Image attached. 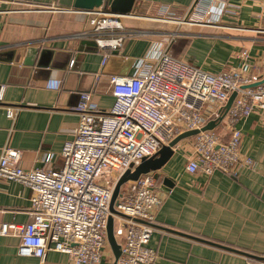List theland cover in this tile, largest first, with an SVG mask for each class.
I'll return each instance as SVG.
<instances>
[{"label": "crops", "instance_id": "crops-1", "mask_svg": "<svg viewBox=\"0 0 264 264\" xmlns=\"http://www.w3.org/2000/svg\"><path fill=\"white\" fill-rule=\"evenodd\" d=\"M196 1L136 0L130 15H110L121 27L96 30L92 19L103 16L78 10L75 0H0V157L10 146L22 150L25 168L42 167L49 153L53 167H62L81 93L90 92L98 109L109 110L115 101L110 76L132 75L135 61L159 41L170 42L175 57L213 73L248 60L251 76L263 79L264 0H203L206 7L200 9ZM219 4L225 11L213 16L211 6ZM101 9L111 12L96 10ZM120 37L122 45L112 48ZM31 46L37 51L29 64ZM7 107L18 110L15 119L7 116ZM236 127L242 131L240 151L256 160L255 169L243 167L237 176L190 173L193 138H187L156 171L163 203L150 241L158 254L155 264H246L249 256L264 258V110ZM31 197L23 183L0 179V220L28 223ZM20 242L17 234L0 235V264H74L53 249L44 260L22 256ZM108 253L98 264L114 263Z\"/></svg>", "mask_w": 264, "mask_h": 264}, {"label": "built area", "instance_id": "built-area-1", "mask_svg": "<svg viewBox=\"0 0 264 264\" xmlns=\"http://www.w3.org/2000/svg\"><path fill=\"white\" fill-rule=\"evenodd\" d=\"M202 3L197 0L194 7L205 8ZM211 11H216L213 16H221L225 8L219 4L211 6ZM87 12L103 16L92 19L96 30L121 27L111 12ZM122 43L123 38H117L111 47ZM242 57H247L246 51ZM107 59L105 56L103 66ZM250 70L251 64L245 60L229 70L205 71L175 57L170 42L159 41L135 61L132 75L110 76L115 101L109 110L98 109L90 92L81 93L78 124L74 137L62 149V167H53V154L49 153L42 167L25 168L22 150L4 147L0 179L28 186L32 205L31 220L24 225L0 220V235L17 234L22 256L44 260L53 249L67 254L74 264L100 263L118 178L187 130L200 129L188 137L193 138L186 165L190 173L210 176L222 171L237 176L243 167L255 169L256 160L240 151L242 131L236 127L240 119L264 110V83L243 87L261 80L251 76ZM235 91L237 96L225 113V104ZM17 112L6 108L9 118L15 119ZM213 120L217 122L213 129L202 130ZM162 203L156 171L122 186L115 208L125 216L114 214V232L121 249L116 264H155L158 254L150 241ZM253 259L246 264H264V260Z\"/></svg>", "mask_w": 264, "mask_h": 264}, {"label": "water", "instance_id": "water-1", "mask_svg": "<svg viewBox=\"0 0 264 264\" xmlns=\"http://www.w3.org/2000/svg\"><path fill=\"white\" fill-rule=\"evenodd\" d=\"M136 0H75L74 6L78 10H83V11H94L96 9H99L103 7L104 9H110L111 13H117V14H122V15H130V13L133 10V7L135 5ZM107 11V10H104ZM37 48L36 47H29L28 48V55H27V60L26 63L32 64V59L34 57V53H36ZM117 53V51H115ZM261 83H264V78L249 85H244L243 87H254L257 86ZM237 96V92H233L228 101L225 104V113L228 112L230 107L233 104L234 99ZM217 122L216 121H210L208 124H206L202 130H209L213 129L216 126ZM200 129H193V130H187L179 135H177L173 140L169 142V144L164 145L159 152L151 156L149 158L144 159L141 164H139L136 168L132 169L129 168L127 169L121 176L118 178L114 189L112 193V198L110 202V211L111 214L108 217V222H107V240L108 243L111 247V250L114 255V263L116 264L121 256V249H120V244L117 241V238L115 236L114 232V214L118 215H123L121 212H119L115 208V203L116 200L121 192L122 186L130 181L137 180L142 174L149 173L151 171H158L160 170L168 161L169 159L173 156L174 154V147L178 145L182 140L185 138L191 137L199 133ZM166 184H170L168 182V179L165 180ZM236 251V250H235ZM248 256V255H247ZM252 258H256L258 260H264L263 257H253L249 256Z\"/></svg>", "mask_w": 264, "mask_h": 264}, {"label": "rangeland", "instance_id": "rangeland-1", "mask_svg": "<svg viewBox=\"0 0 264 264\" xmlns=\"http://www.w3.org/2000/svg\"><path fill=\"white\" fill-rule=\"evenodd\" d=\"M127 184H128V182L123 185L124 188L127 186ZM105 252H109L108 254H112L113 255V252H112L111 247H110L108 242H107V245H106V248H105Z\"/></svg>", "mask_w": 264, "mask_h": 264}]
</instances>
